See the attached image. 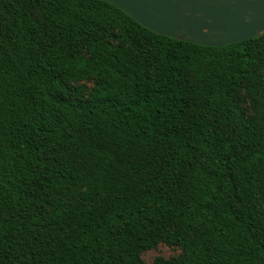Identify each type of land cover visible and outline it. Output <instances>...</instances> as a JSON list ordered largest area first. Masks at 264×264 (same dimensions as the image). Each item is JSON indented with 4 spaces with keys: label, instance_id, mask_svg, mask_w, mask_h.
Returning a JSON list of instances; mask_svg holds the SVG:
<instances>
[{
    "label": "trees",
    "instance_id": "16d2710c",
    "mask_svg": "<svg viewBox=\"0 0 264 264\" xmlns=\"http://www.w3.org/2000/svg\"><path fill=\"white\" fill-rule=\"evenodd\" d=\"M264 264V33L158 35L102 0H0V264Z\"/></svg>",
    "mask_w": 264,
    "mask_h": 264
},
{
    "label": "water",
    "instance_id": "95a60500",
    "mask_svg": "<svg viewBox=\"0 0 264 264\" xmlns=\"http://www.w3.org/2000/svg\"><path fill=\"white\" fill-rule=\"evenodd\" d=\"M146 29L178 41L224 47L264 33V0H102Z\"/></svg>",
    "mask_w": 264,
    "mask_h": 264
},
{
    "label": "rangeland",
    "instance_id": "374dc122",
    "mask_svg": "<svg viewBox=\"0 0 264 264\" xmlns=\"http://www.w3.org/2000/svg\"><path fill=\"white\" fill-rule=\"evenodd\" d=\"M179 254L180 250L178 248L160 244L156 249L145 252L142 258L147 264H152L157 257L170 259L179 256Z\"/></svg>",
    "mask_w": 264,
    "mask_h": 264
}]
</instances>
